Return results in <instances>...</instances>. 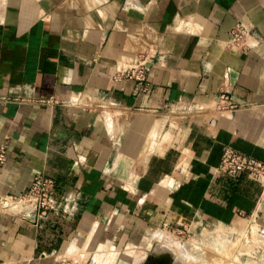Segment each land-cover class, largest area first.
<instances>
[{"label": "crops", "instance_id": "0c3cea01", "mask_svg": "<svg viewBox=\"0 0 264 264\" xmlns=\"http://www.w3.org/2000/svg\"><path fill=\"white\" fill-rule=\"evenodd\" d=\"M140 58L147 89L116 76ZM3 142L0 192L42 171L56 204L0 212L1 264H264L263 183L215 170L226 144L264 160V0L1 2Z\"/></svg>", "mask_w": 264, "mask_h": 264}, {"label": "built area", "instance_id": "2783aa9c", "mask_svg": "<svg viewBox=\"0 0 264 264\" xmlns=\"http://www.w3.org/2000/svg\"><path fill=\"white\" fill-rule=\"evenodd\" d=\"M232 41L236 45H243L247 43L250 30L248 25L243 21L236 23L232 28ZM148 65L145 58H140L137 62L132 63L126 67L117 70L116 76L118 78H132L144 83V89L148 87ZM224 101L222 107H235L236 103L230 100L227 93L220 95ZM46 100V99H45ZM51 101L59 100L57 97L49 98ZM7 160V144L5 142L0 144V165ZM218 173L236 174L240 171H247L248 174L263 183L264 194V160L247 153L232 145H223L222 156L220 162L215 167ZM55 178L42 171L36 172L34 177L21 193H1L0 192V212L7 213L12 205L18 203H31L34 205L37 213L45 216L48 211L56 204L55 197ZM174 231L181 232L180 229ZM188 231V230H187ZM190 232V231H189ZM245 237H250V241L256 245H264V225L255 220L248 223L244 231ZM1 264V263H0ZM64 264H73L70 260H65Z\"/></svg>", "mask_w": 264, "mask_h": 264}, {"label": "rangeland", "instance_id": "374dc122", "mask_svg": "<svg viewBox=\"0 0 264 264\" xmlns=\"http://www.w3.org/2000/svg\"><path fill=\"white\" fill-rule=\"evenodd\" d=\"M3 1H5V0H0V4H1V2H3ZM160 230H162V229H158V231H160ZM173 230V229H172ZM171 229H170V231L169 230H165V231H163V232H165L164 234L166 235V237H168V238H172V237H175L174 239L172 238L171 240H172V242H173V240H175V241H177V239H176V237H193L192 236V232H189L188 233V231L187 230H182L181 232H178V231H172ZM155 231H157L156 229H153V230H151L150 231V234H152V232H155ZM214 235H216L215 237H218V235L217 234H214ZM237 236V235H236ZM235 235L234 236H231V237H236ZM198 237H210V234H206V235H202V236H198ZM214 237V236H213ZM237 237H239V236H237ZM162 243H165V242H162ZM200 247H198V251H200V252H203V249L204 248H206V246H204L203 244H198ZM167 246V245H166ZM167 247H169V246H167ZM176 247V246H175ZM179 247V246H178ZM172 248V247H171ZM174 249V248H173ZM174 250H178V248L177 249H174ZM201 254V253H200ZM201 257H202V255H200ZM201 261V260H200ZM200 264H201V262H200Z\"/></svg>", "mask_w": 264, "mask_h": 264}]
</instances>
